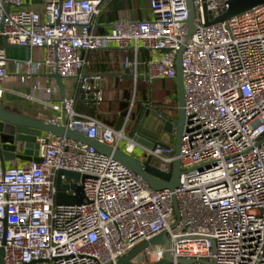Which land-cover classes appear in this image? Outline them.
I'll return each mask as SVG.
<instances>
[{
    "label": "built area",
    "instance_id": "obj_1",
    "mask_svg": "<svg viewBox=\"0 0 264 264\" xmlns=\"http://www.w3.org/2000/svg\"><path fill=\"white\" fill-rule=\"evenodd\" d=\"M227 2L193 0L195 31L187 38V0H150L149 18L118 20L103 33L97 32V19L105 0H55L45 5V14L26 8L25 0H0V38L44 50L40 61H17L20 81L44 70L78 84V96L43 102L52 115L42 120L114 147L126 142L122 149L128 154L143 160L151 156L165 172L177 159L174 145L143 148L138 156L136 142L125 130L128 121L116 129L77 111L78 97L96 105L105 100L104 88L95 86L87 72L84 53L116 47L125 53L122 70L136 81L142 74L149 81H175L178 52L185 46L180 186L155 190L94 146L43 132L36 139L41 161L7 167L0 156L4 264H117L163 232L170 239L168 248L149 246L131 262L156 264L169 252L173 264H184L179 259L188 264H264V4L206 24L205 12L214 20L226 11ZM142 50L151 52L147 60L141 58ZM8 64L7 49L0 46V104L8 90ZM45 91L52 95L57 88ZM11 92L36 100L33 94ZM59 170L85 176L78 181L82 203L57 202ZM63 182L75 183L64 176ZM174 198L180 220L171 228L177 220Z\"/></svg>",
    "mask_w": 264,
    "mask_h": 264
},
{
    "label": "water",
    "instance_id": "obj_2",
    "mask_svg": "<svg viewBox=\"0 0 264 264\" xmlns=\"http://www.w3.org/2000/svg\"><path fill=\"white\" fill-rule=\"evenodd\" d=\"M60 3L63 0H59ZM228 7L226 11L215 18L209 19V14L205 12L206 24H214L230 20L232 17L239 15L245 11L252 9L253 7L264 4V0H228ZM189 18H188V34L187 38H190L195 31V10L193 0H187ZM5 47H8L6 38H3ZM185 46L182 45L179 50L176 62V85L178 92V115L176 118H172L162 114L159 110H153L149 106H146L140 113V116L135 122V126L131 133V137L136 142L137 149L143 150V148L154 150L158 145H163V137L170 136L175 140L174 154L177 159L170 165V171L165 172L152 163V157L149 156L143 160L132 154H128L124 149L114 147L105 143H101L96 139H89L83 133L67 128L64 124H51L45 122L39 118H33L26 114L22 108L14 104H0V156L4 163L6 161L23 160V161H41L39 156V144L36 142L43 132H50L58 136H66L76 140L88 143L96 148L99 152L111 156L118 161L124 167L129 170L140 174L155 190L170 189L175 190L180 186V178L182 177L181 169V141L185 128L186 114H185V87L183 80L182 69V54ZM27 59H29V48L26 49ZM87 73V72H86ZM51 78L56 80L62 98H65V85L64 78L57 72L50 73ZM139 79L149 80L147 75H139ZM159 81V80H153ZM56 177V199L58 203H76L73 201L72 196L68 195L66 191L68 189L75 188V183L78 181H84L85 176H81L80 173L59 170ZM63 176L67 181L73 180V184H65L63 182ZM83 198H85L83 186L81 187ZM174 212L176 216V222L172 224L171 228L178 225L180 220V212L178 202L174 198ZM165 244L168 248L170 245V239L167 232H163L149 241H145L139 247L134 249L129 255L121 258L117 264H134L131 259L138 253L143 251L149 246ZM4 250L0 248V263L4 264ZM178 263L188 264L189 260L179 259ZM156 264H173V259L170 253L167 252L165 258Z\"/></svg>",
    "mask_w": 264,
    "mask_h": 264
},
{
    "label": "crops",
    "instance_id": "obj_3",
    "mask_svg": "<svg viewBox=\"0 0 264 264\" xmlns=\"http://www.w3.org/2000/svg\"><path fill=\"white\" fill-rule=\"evenodd\" d=\"M55 0H25V7L32 9L41 14L44 13V7L47 3ZM106 8L102 14L98 17L97 23L98 28L97 32H108L112 29L114 22L118 20H142L150 17V0H105ZM0 46L5 47V42L3 38H0ZM7 55L9 59L8 64V78L5 87L8 89L5 92L2 104H16L24 111V114L33 117L42 119L41 116L48 118L52 115V111L47 108L43 102H59L62 100V95L59 90L56 80L51 78L50 73L40 70L37 74L32 75L26 79V82L22 83L19 76L16 73L17 70V61L18 60H27L26 48L16 45H11L8 43ZM145 51V50H143ZM147 52V51H146ZM148 57L151 56V52H147ZM86 58L89 61L87 72L90 76H93L92 79L95 86L104 88L105 83L110 81H116L121 79L133 78L132 73L129 71H123L121 67L122 60L125 56V53L119 50L116 47H110L103 50H98L95 53H91L88 58V52L84 53ZM29 58L35 61H40L44 58V50L42 49H29ZM99 65H104L108 68V71H98ZM144 73V70H142ZM144 75V74H142ZM141 80V79H140ZM145 80V79H143ZM68 81V82H67ZM149 81V80H147ZM176 83V80L174 81ZM65 97L75 96L77 94V83L75 79H65ZM37 88H34V87ZM48 86L56 87L57 92L52 95H48L45 91V88ZM14 90L16 92H22L26 94H33L36 100H27L17 93L11 92ZM106 93V90H105ZM175 97L176 95L173 94ZM79 98V97H78ZM153 109V108H152ZM155 110V109H153ZM43 114V115H41ZM139 117H136L128 125L126 133L128 136H131L135 122H137ZM127 122V121H126ZM114 127V126H113ZM116 128V127H115ZM123 126L116 128L121 129ZM164 144L174 145L175 140L170 136H165L162 139ZM126 142H122V148L125 147ZM135 154L138 156L142 155V150H135ZM25 161L23 160H13L6 161L5 165L7 167L23 166Z\"/></svg>",
    "mask_w": 264,
    "mask_h": 264
},
{
    "label": "rangeland",
    "instance_id": "obj_4",
    "mask_svg": "<svg viewBox=\"0 0 264 264\" xmlns=\"http://www.w3.org/2000/svg\"><path fill=\"white\" fill-rule=\"evenodd\" d=\"M139 80V79H138ZM134 78L119 79L116 81H108L105 83V103L103 108H110L114 106V110L122 115L124 121L130 123L136 117L140 116L141 111L149 106L155 109L154 105L162 104L164 101L167 102L163 93L158 86H145V83H138ZM68 82V81H67ZM143 91L146 95H143ZM125 105V109H121V106ZM109 124V123H106ZM71 182H73L71 180ZM82 184L80 182L75 183V188L70 190V196L76 203H82L84 201L82 190ZM73 193H75L73 195Z\"/></svg>",
    "mask_w": 264,
    "mask_h": 264
},
{
    "label": "trees",
    "instance_id": "obj_5",
    "mask_svg": "<svg viewBox=\"0 0 264 264\" xmlns=\"http://www.w3.org/2000/svg\"><path fill=\"white\" fill-rule=\"evenodd\" d=\"M101 51V50H100ZM94 52H88V58L91 53ZM132 55V53L130 54ZM140 56L143 60L148 59V53L146 51H141ZM89 67H87L88 69ZM98 71H108V68H106L104 65H99ZM138 83H145V86H158L161 87L160 90L163 93V96L165 99H168L167 102H163L162 104L154 105L156 110H159L162 114L176 118L178 115V92H177V85L173 80H159V81H147V80H138ZM143 95H146L143 91ZM173 94L176 96L174 97ZM106 104L105 100L102 102V104L96 105L95 103H87L84 98L79 97L77 99V111L86 114L89 116H92L94 118H97L102 123L114 126L116 128H119L121 126H124L125 121L122 115H119V112L114 110V106H111L110 108H103V105ZM125 109V105L121 106V109ZM128 122L126 123L125 128H127ZM156 164V162H154Z\"/></svg>",
    "mask_w": 264,
    "mask_h": 264
}]
</instances>
